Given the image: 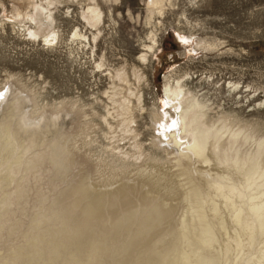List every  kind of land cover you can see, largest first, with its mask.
Wrapping results in <instances>:
<instances>
[{"label":"rangeland","instance_id":"obj_1","mask_svg":"<svg viewBox=\"0 0 264 264\" xmlns=\"http://www.w3.org/2000/svg\"><path fill=\"white\" fill-rule=\"evenodd\" d=\"M98 1L103 12L98 39H91L98 32L87 28L80 6L66 0L55 10L58 40L47 43L20 31L14 13L29 11L27 0H0V94L6 96L0 106V264H192L196 252L221 249L222 240L212 249L200 242L205 222L192 217L193 208L200 207L195 199L192 209L180 201L167 215V195L150 194L146 178H137L139 167L160 169L187 188L198 185L203 196H214L212 188L223 194L235 186L222 182V168L196 162L185 167L162 139L157 116L167 112L165 75L187 78L188 87L208 104V122L223 117L234 130L242 127L255 138L264 137V0H170L161 17L149 13V0ZM76 30L90 43L74 38ZM155 32L159 46L141 63L138 57ZM122 68L132 83L133 68L145 78L140 82L144 110L135 111L139 160L112 150L118 144L124 153L138 156L132 136L114 131L111 118L110 130L103 119L111 108L105 94L111 92V75ZM53 122L57 125L48 126ZM121 136L123 141L112 144L116 139L111 137ZM94 180L100 185L95 187ZM215 181L222 190L207 191ZM82 185L88 191H122L88 216V193L78 192ZM228 212L224 217H230ZM207 219L219 225L212 216ZM184 222L198 228L192 238L191 233L185 237ZM197 246L202 249L195 251Z\"/></svg>","mask_w":264,"mask_h":264},{"label":"bare ground","instance_id":"obj_2","mask_svg":"<svg viewBox=\"0 0 264 264\" xmlns=\"http://www.w3.org/2000/svg\"><path fill=\"white\" fill-rule=\"evenodd\" d=\"M65 1L66 0H27L30 7L29 11H27L26 13L16 11L14 13V18L18 21L19 24H21V27L23 28H20V31H23L25 37L29 36L33 40L42 38L41 40H44V42L47 43H51L52 41L56 40L57 32L55 31V10H58V5L62 4ZM74 2H76L80 6L81 17L89 25L87 28H89L90 26L93 27V29L96 28V31L98 33L92 34V38L90 36V38L95 41L96 39H98L97 37L100 32L98 26L99 24H102L101 22L103 21V12L101 10L99 1L74 0ZM147 3L149 13L153 14L156 12L160 15V17L166 13L165 10L168 5L167 3H169V5H172L170 0H149ZM28 23L30 24V26L26 27V24ZM155 23L157 24V22ZM150 36V45L143 46L144 49L138 57V61H140L141 63L148 62L149 53H153L155 48L159 46V36L157 32ZM48 37H50L51 39H48ZM73 37L79 38L78 40L82 39L90 43L89 38L85 36V34H82L77 30L73 33ZM92 44H94V42ZM98 66L101 67L102 63H99ZM132 76L135 83H132L130 81L128 73L124 68L115 70V72L111 75V92H108L109 94L105 92V94L108 96L111 108L106 111L107 116L103 119L110 130H113L114 126L110 122L109 118H111V120L116 123L114 131H116V129H120L122 133L132 136V146L137 151L138 156L136 157L134 155H130L129 153H124L120 145L116 144L124 140L125 137L122 138V136V139L120 138L121 140H118L116 137L110 138V140L116 139L113 142L111 141L112 144H116V146L111 147L112 150H117L118 153H122L126 158L133 157L135 160H139L140 158H142L141 156L143 155V153L142 144L137 141L139 135L136 130L137 122L135 111L137 109L141 111L144 110V108L142 107L143 95L140 92V82L143 79V75L141 76L138 70H136V68H133ZM163 78L164 88L162 93V100L164 103V108L167 112L165 113L163 111L164 114L161 112V114L163 115L157 116V119L159 120V123L157 124L160 127L159 129L163 131L161 133L162 139H165L168 146L174 149L175 153H177L176 157H178V159L180 158L185 160V167H188L187 165H189V163L191 164L192 162H196L197 164L202 163V165L204 164L206 166L222 168L223 170L221 171L220 178H223H221V180L224 179L226 182H228V184H230L229 186H235H231V190L227 186L226 188L229 189V192H226V194L223 190L225 193H223L224 195L220 192V194H218V192L213 190L212 188L211 190L215 192L213 193L214 196L211 195L212 193H207L206 195H204V198V196L202 195L203 191L202 193L200 192L201 188H199L198 185L187 188L184 183H180L178 181L176 182L174 180L175 176L173 174H168L161 171L160 169H142L141 167H139L138 170V181L146 178V180H144L143 182L145 183V185H147V189L149 190L150 194L157 195L159 192H161L162 195L163 192V194L165 193L167 195L165 196L167 215H171L174 213V207L180 201L186 202V206H188V209H192V207L195 206V202H193L194 199L199 203V209L193 208L192 211L194 212H190L194 214L193 216H191L195 219V222H205L202 227L203 229L201 231L199 230L200 234L198 238L200 242H202L203 246L205 245L206 248L212 249L213 244L215 245V243H219V241L221 242L222 240V247L220 246V250L213 249V252L215 251L214 253L212 251H207V254H203L204 252L206 253V251H203V253H195V251L202 249L198 248L199 246H197L196 250H193V253H195L193 255L195 259L192 260V264H264V137L255 138L250 132L246 131L242 127H238L237 130H234L233 126L228 124L223 117H218L216 120L208 122L206 113L208 104L200 99V95L197 92L192 91L188 87L187 78H174L172 74H169L167 76L165 75ZM237 85L238 84L234 83L232 84V87H237ZM5 97L6 96L2 97V93L0 94V106L6 101V99L1 98ZM16 104L17 106H19V100H16ZM0 123H2V121H0ZM51 125H57V122L48 124V126ZM39 126L40 128H44L45 124H41ZM40 128L35 129V132L33 134L37 135L40 131ZM160 139L161 138L159 137L158 140ZM31 141H34L33 138H31ZM223 142L224 144L221 145V143ZM246 145L248 146V148H244ZM190 169L191 168L187 170L186 168L188 173L190 172ZM218 175L217 177H219ZM217 179L219 180V178ZM224 180H222V182ZM207 184L208 183L206 182L205 185ZM219 184H221L220 180ZM98 185L100 184L94 180V186L97 187ZM190 185H188V187H190ZM209 185L207 191L210 190L209 187H214L218 190H222L223 188V185L216 184V181L213 186ZM244 189L247 190V192H250V195L245 193ZM120 191H122V187H117L116 192H101L100 190H97L95 188L88 191L87 186L83 185L78 188V192L80 193V195L88 193V195H86L85 202V206L87 207L86 213L88 214V216L93 213V209L96 208V206H102L106 199L112 198L115 193L117 194V192ZM121 194H123V192ZM220 195H223V205L222 201L219 200L221 197ZM120 197H123V195H120ZM226 209L230 210V212H228V214L230 213L229 218L224 217L223 215ZM208 212H212V219L216 220L215 223H219V225H216L221 228L219 229L218 227L219 231L221 230L223 231V233H225V236H220L217 233L218 229L216 227L217 230H215L214 227L216 225L213 226V220H210L211 218L208 222H206V220H208L207 218L211 217L207 216ZM187 221L188 220H186V222ZM228 223H232L233 225L229 228ZM184 226L186 230L185 237H187V235L191 233L190 238H192L194 236H192V234H196L198 228L196 226L191 228V226H193L192 224L191 226L188 224H185ZM228 230L234 234V237L230 235L231 233H229ZM181 235L182 233L180 234V236ZM173 238L174 240L178 239L176 238V236H173ZM187 238L186 240L188 246L186 247H189V239ZM224 239L227 240V242H233L234 246H231L230 243H224ZM167 248H169V246H167L166 249ZM180 249L177 248V251ZM170 251L172 252V250ZM181 252L182 251L180 250L179 253ZM179 253L177 254L179 255ZM189 253L192 254V252ZM169 255L170 254H168V256ZM218 255L219 258H217ZM232 255L233 260L231 258ZM163 259L165 262V258ZM175 259L177 260L176 257Z\"/></svg>","mask_w":264,"mask_h":264}]
</instances>
